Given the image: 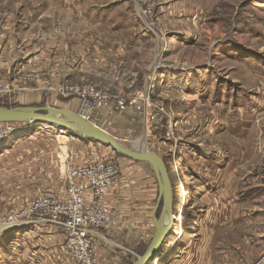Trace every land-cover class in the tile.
Here are the masks:
<instances>
[{
    "label": "rangeland",
    "instance_id": "374dc122",
    "mask_svg": "<svg viewBox=\"0 0 264 264\" xmlns=\"http://www.w3.org/2000/svg\"><path fill=\"white\" fill-rule=\"evenodd\" d=\"M101 10L100 19L93 13ZM138 42L129 56L116 52L119 43ZM242 56L264 65V0H0V89L8 91L0 106L75 112L74 88L90 85L125 102L114 118L106 112L97 124L108 129L114 120L127 134L120 141L163 158L173 214L182 222L179 228L173 224L159 252L170 247L172 235L196 236L191 247H183L184 237L167 260L154 257L146 264H247L264 251V107L242 139L229 131L226 138L221 129L220 94L227 83L264 102V77L253 78L251 62L239 64ZM160 69L186 79L185 88L165 83ZM13 122L22 130L0 140V224L11 207L46 191L64 192L66 154L78 162L113 159L119 165V192L115 186L107 195L113 225L119 211L127 229L153 225V214L159 217V186L149 163L119 156L73 131L65 130L69 141L59 140L58 125ZM17 138L26 141L15 145ZM222 158L236 168L231 182L219 176ZM189 164L209 175L213 191L204 193ZM16 228L0 233V264L19 262L9 257ZM111 253L99 264H132L141 255L117 248Z\"/></svg>",
    "mask_w": 264,
    "mask_h": 264
},
{
    "label": "built area",
    "instance_id": "2783aa9c",
    "mask_svg": "<svg viewBox=\"0 0 264 264\" xmlns=\"http://www.w3.org/2000/svg\"><path fill=\"white\" fill-rule=\"evenodd\" d=\"M7 92L5 87L0 89L1 100ZM73 92L77 97L76 114L97 126L98 116L124 109V99L109 98L93 86L74 88ZM19 127L13 121H0V140L22 130ZM44 127L53 125L45 124ZM63 161L64 192L46 191L27 203L11 207L0 225L11 228L33 220L53 223L63 233L62 245L70 264H99L95 240L101 228L111 224L115 213L107 203V195L117 184L119 165L113 159L78 162L72 154L64 155ZM247 264H264V251Z\"/></svg>",
    "mask_w": 264,
    "mask_h": 264
},
{
    "label": "crops",
    "instance_id": "0c3cea01",
    "mask_svg": "<svg viewBox=\"0 0 264 264\" xmlns=\"http://www.w3.org/2000/svg\"><path fill=\"white\" fill-rule=\"evenodd\" d=\"M104 12H105L104 10H101L93 14L97 15L101 19L103 18ZM141 36L143 37V35ZM140 44L142 43H139V44L131 43L126 46V45H122L121 43H119L116 47V52L119 55H122L121 58H123L124 56H129L130 53L133 52V50H138L136 48H138ZM98 55L99 54H97V56L95 55V57H98ZM248 58L249 57H243V56L240 57L238 59L240 60L239 64L243 65L244 63L246 65L247 63L245 61L251 62L250 63L251 68H249L248 70L251 71L252 77L253 76L264 77V65H261V62L258 60L259 58L256 59V58L251 57L250 60H248ZM133 63H135L136 66L140 65L138 60H135V62ZM259 66L261 68H259ZM160 71H161L160 75L163 78V80H165V83L169 81L173 87L176 86L179 89L181 87L185 88L184 84H185L186 79L182 80L180 77H177L174 74H170L166 76L163 74V69H160ZM170 71L171 70H168L169 73ZM135 72L136 70H133L132 74H135ZM108 80L110 79L108 78ZM181 81L184 82L183 85H181ZM226 85L229 87V89L225 88L224 90H222V93L220 94L221 95L220 97H222L221 104L219 105L221 108L220 109L221 114L224 113L225 115V118L224 117L222 118V124H221L222 125L221 129L225 130L224 132L225 134H223V136L228 138L229 137L228 131H229L231 132V134H234L233 136L238 137V139H242L241 136L246 135L247 133H250L253 130V125L256 120V115L259 112L258 109H262V107L260 106L264 107V102L257 100L256 94L254 92H249L245 88H242V86H236L233 84L232 86H230V84L228 83ZM112 112H114V113H111L112 116L115 113H119L118 111H112ZM114 117L115 116H113L112 118ZM117 126H119V124H117L114 120L110 121L108 129L110 128L114 129V130L110 129L112 131V135H114L117 139L127 137V134L125 133V129L117 128ZM100 127L108 131V129L102 126ZM17 139L14 143L15 145L18 143L19 140L21 141L24 138H17ZM24 141H26V139H24ZM3 156L4 155L0 156V160ZM209 157L211 158V154H209V156H207L206 158L208 159ZM228 163H229V160L227 159L222 158L219 160V165H220L219 176L225 179H229L228 180L229 182L232 178H234V175L236 173V168L233 164L229 165ZM187 166L189 168L188 171L193 175V177L200 181L204 189V193L209 194L210 190L213 191L210 186L212 181L207 173H206L207 176L204 175L203 177L201 175L203 172L202 171L200 172L199 170H197L196 165L194 166L193 164H189ZM136 188L137 186L131 187L130 193L131 194L136 193L137 191ZM118 190H119V184L117 183L116 188L114 190L115 193L116 192L118 193L119 192ZM154 205L151 208L152 210L151 215L153 212ZM177 205L180 206L178 202H177ZM178 212L182 213V210H179ZM118 215L120 218L122 217V214L120 211ZM119 217H117V221L115 225H113L114 223L112 222L108 227H106L104 231L105 234L103 233V235H101L102 233L100 232V234L96 236V240H95L96 254L98 258L100 259V261L101 262L103 261V263L108 259V257L110 258L113 248L123 249L125 251H129L130 253L134 255L136 253L141 254V252L145 251L153 235L154 226L152 224L143 223L140 225H134L130 227L129 229H127L129 225L127 224L125 219L123 220L125 222H123L122 219H120ZM181 222L182 221L175 222L177 223L178 228L181 226ZM15 227H18L16 228L18 229V231H15L14 234L12 233L14 236L9 240L10 241L9 243L10 256L9 257H12L15 255L14 257L19 261L16 264H70V262L67 259L66 252L64 251L63 246L61 245L63 241V233L56 225L50 222L42 221V220H33L31 222L20 223L16 225ZM15 227H11V228H15ZM130 229H133V230H130ZM5 230H8V228H3L0 226L1 234H3V231L5 232ZM173 230L174 229H172V231ZM124 231H125V234L124 236L121 237V233H123ZM128 231H130V233ZM138 232L140 233L138 234ZM195 236L196 235H194V233L191 235H184V234L182 235L181 232H179L178 235H175V236L172 235L171 236L172 242L170 244V247H167L161 253L159 252L160 255H163V258L160 261L167 260V258L170 257L171 254L173 253L171 249H173L174 244L176 242H180V240L183 239L184 237H186L187 239L183 247L185 249H187L188 247H191L190 246L192 245L191 242L194 241ZM171 237L169 238V240L171 239ZM178 246H179V243L178 245L176 243L175 248H177ZM11 247H16L17 249L16 248L13 249ZM140 249H143V251L140 252Z\"/></svg>",
    "mask_w": 264,
    "mask_h": 264
},
{
    "label": "water",
    "instance_id": "95a60500",
    "mask_svg": "<svg viewBox=\"0 0 264 264\" xmlns=\"http://www.w3.org/2000/svg\"><path fill=\"white\" fill-rule=\"evenodd\" d=\"M0 121L45 122L48 125H58V130L73 131L82 138L110 147L117 155L136 161L149 163L155 173L159 186L157 206L161 203L158 218L153 214V235L145 251L137 256L132 264H146L157 255L170 234L173 219V194L166 165L157 153L130 147L103 128L79 117L75 112L59 107L43 106H0ZM155 212V211H154Z\"/></svg>",
    "mask_w": 264,
    "mask_h": 264
},
{
    "label": "bare ground",
    "instance_id": "6f19581e",
    "mask_svg": "<svg viewBox=\"0 0 264 264\" xmlns=\"http://www.w3.org/2000/svg\"><path fill=\"white\" fill-rule=\"evenodd\" d=\"M41 126V125H40ZM36 129H34V131H35ZM60 132H62V133H60V134H58L59 135V140H62V141H69L70 139H71V137L69 136V135H66L65 134V130L63 131V130H59ZM9 136H7L6 137V139L8 138ZM141 148V147H140ZM141 150V149H140ZM175 215L173 214V219H174V223L177 221V216L175 217ZM179 217H181L180 215H179ZM177 218V219H176ZM181 220V219H180ZM155 257H156V260L154 261V262H157V260L159 259H162L163 258V255H160L159 253H157V255H155ZM153 259V258H152Z\"/></svg>",
    "mask_w": 264,
    "mask_h": 264
},
{
    "label": "trees",
    "instance_id": "16d2710c",
    "mask_svg": "<svg viewBox=\"0 0 264 264\" xmlns=\"http://www.w3.org/2000/svg\"><path fill=\"white\" fill-rule=\"evenodd\" d=\"M143 252H144V251H143ZM143 252H141V254H142Z\"/></svg>",
    "mask_w": 264,
    "mask_h": 264
}]
</instances>
